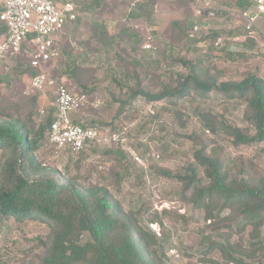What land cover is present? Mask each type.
<instances>
[{"label":"rangeland","instance_id":"374dc122","mask_svg":"<svg viewBox=\"0 0 264 264\" xmlns=\"http://www.w3.org/2000/svg\"><path fill=\"white\" fill-rule=\"evenodd\" d=\"M73 1L77 19L55 37L47 72L57 84L86 93L89 104L75 115L78 121L106 129L118 141L90 145L79 154L48 144L39 154L40 162L82 189L107 186L124 212L156 234L157 255L166 264H233L218 249L205 256L204 252L213 241L248 247L252 226L239 224L242 230L236 229L233 221L232 232L226 227L214 230L230 222L232 212L216 209L212 214L218 217L206 220L190 201L193 188L184 190L179 181L160 176L157 169L184 174L193 163L194 151L205 144L207 152L213 149L223 162L230 178L258 183L264 178V141L236 147L221 130L212 133L204 127L209 119L218 125L248 128L245 103L216 92L203 98L192 93L173 102L129 100V95L137 87L151 94L176 87L188 73L182 61L208 71L219 82L240 81L250 72L264 80V24L258 23L251 33L244 28L246 17L254 11L250 0H246L249 6L239 0ZM209 8L213 16L207 14ZM3 37L0 27V42ZM29 70L24 52L0 61V115L2 109L13 111L15 105L23 106L22 112L28 110L27 97L40 94L30 87ZM55 96L48 90L47 106L40 107L37 100L31 118L34 125L45 119L40 111L52 113ZM106 150L112 152L108 157L102 156ZM116 150L124 156L115 155ZM123 168L126 174L115 184L114 175ZM48 234L38 221L18 223L0 217V259L7 264H39ZM258 240L264 247V225ZM258 253L259 264H264V250Z\"/></svg>","mask_w":264,"mask_h":264},{"label":"trees","instance_id":"16d2710c","mask_svg":"<svg viewBox=\"0 0 264 264\" xmlns=\"http://www.w3.org/2000/svg\"><path fill=\"white\" fill-rule=\"evenodd\" d=\"M239 2L249 6L246 0ZM182 63L188 66V73L181 76L176 87L158 94L137 87L130 92L129 100L167 98L173 102L192 93L203 98L216 92L245 103L244 120L248 128L218 125L206 119V130L212 133L221 130L236 147L264 141V80L257 73H247L240 81L219 82L208 71ZM31 71L30 68L26 74L33 77ZM27 100L28 110L22 112L23 106L15 105L13 111L4 108L0 115V217L12 218L18 223L38 221L48 228L46 250L39 264H166L157 255L156 234L139 226L131 213L124 212L107 186L100 184L82 189L66 182L56 169L40 162L39 154L49 144L47 135L52 114L48 113L39 125H34L31 118L38 95L27 97ZM200 145L184 174L157 169L158 174L179 181L184 190L193 188L190 201L210 222L218 217L212 214L214 210L229 209L233 219L213 227L214 230L226 227L232 232L233 221L236 229L239 224L242 228L252 226V242L248 247L213 241L204 256L218 249L227 263H261L262 255L258 252H263L264 247L258 237L259 228L264 225V178L258 183L230 178L213 149L207 152V145ZM111 153L106 150L102 156L108 157ZM114 154L124 156L119 150ZM125 174L124 168L122 173H116L115 184H119ZM85 235L87 238L83 239ZM0 264L7 263L0 259Z\"/></svg>","mask_w":264,"mask_h":264},{"label":"built area","instance_id":"2783aa9c","mask_svg":"<svg viewBox=\"0 0 264 264\" xmlns=\"http://www.w3.org/2000/svg\"><path fill=\"white\" fill-rule=\"evenodd\" d=\"M250 2L254 11L246 17L244 28L248 33L258 23L264 24V0ZM209 9L207 14L213 16V10ZM76 19L77 7L73 0H0V27L4 32L0 61L24 52L29 58V67L36 71L30 87L37 91L55 87L48 143L58 151L71 154H79L90 145L102 146L118 141L110 131H100L96 125L78 121L75 115L89 104L86 93L70 91L57 84L47 72L55 37ZM46 112L42 110L40 114L46 117ZM133 157L139 161L137 156Z\"/></svg>","mask_w":264,"mask_h":264},{"label":"crops","instance_id":"0c3cea01","mask_svg":"<svg viewBox=\"0 0 264 264\" xmlns=\"http://www.w3.org/2000/svg\"><path fill=\"white\" fill-rule=\"evenodd\" d=\"M48 90L52 91V93L55 92L54 89L49 87H45L43 90L39 91L40 94H38V103L40 107L47 106V104L49 103L47 99Z\"/></svg>","mask_w":264,"mask_h":264}]
</instances>
